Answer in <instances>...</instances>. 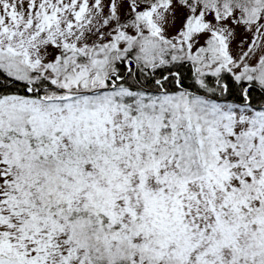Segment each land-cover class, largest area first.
<instances>
[{"label": "snow or ice", "instance_id": "6c2138e0", "mask_svg": "<svg viewBox=\"0 0 264 264\" xmlns=\"http://www.w3.org/2000/svg\"><path fill=\"white\" fill-rule=\"evenodd\" d=\"M0 264H264V0H0Z\"/></svg>", "mask_w": 264, "mask_h": 264}]
</instances>
